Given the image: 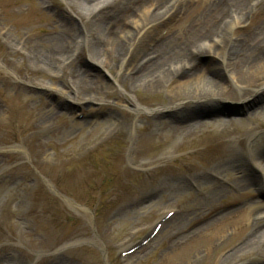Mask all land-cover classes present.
<instances>
[{"label": "rangeland", "instance_id": "1", "mask_svg": "<svg viewBox=\"0 0 264 264\" xmlns=\"http://www.w3.org/2000/svg\"><path fill=\"white\" fill-rule=\"evenodd\" d=\"M208 1L175 0V7L192 11ZM125 5L120 17H131ZM74 10L65 0H0V264H264L256 250L222 260L264 222V185L229 187L236 180L224 174L235 170L226 165L234 157L231 136L255 117L264 122L261 104H208L182 121L207 124L189 135L163 126L167 115L143 114L130 127L135 113L108 98L61 99L54 89L62 72L43 57L60 41V27H80ZM189 17H174L158 36L181 33ZM198 58L207 63L211 55ZM77 66L111 82L85 57ZM116 88L153 108L138 99L146 92ZM164 96L161 90L148 97ZM114 117L122 120L118 127ZM218 118L233 123L221 129ZM154 120L161 124L150 125ZM139 132L158 136L137 145ZM246 139L235 145L245 148ZM207 173L223 182L215 187ZM215 188L224 192L205 198ZM250 201L255 207H247ZM177 228L188 236L176 239Z\"/></svg>", "mask_w": 264, "mask_h": 264}, {"label": "bare ground", "instance_id": "2", "mask_svg": "<svg viewBox=\"0 0 264 264\" xmlns=\"http://www.w3.org/2000/svg\"><path fill=\"white\" fill-rule=\"evenodd\" d=\"M143 1L65 0L66 5L75 8L73 13L80 27L64 30L60 27V41L57 37L53 51L43 57L50 65L58 64L62 72L63 81L54 89L61 99L80 104L108 98L135 113L130 127L143 114L155 119L167 115L171 116L170 123L163 126L189 135L197 134L207 124L202 121L181 124L182 121L192 113H200L208 104L216 110L224 101L238 102L241 109L248 110L256 103L264 110V0H210L203 8L192 11L176 8L175 0H149L145 9ZM124 2L123 10L132 11L131 17H120ZM114 13L117 16L111 18ZM180 14L190 16L181 33L171 38V33L158 36ZM200 54L211 55L209 62L201 63ZM84 57L97 69L104 68L114 86L102 75L78 67V60ZM117 86L127 92H146L138 95V99L153 108L145 110L138 100L120 93ZM161 90L164 98L151 101L148 96ZM255 109L248 112L249 117ZM153 122L150 125L161 124ZM110 123L118 127L122 120L114 117ZM232 123V118H218L221 129ZM252 123L257 128L264 122L255 117ZM253 125L233 133L229 140L234 157L226 165L235 170H226L224 174L232 182L236 180L228 183L229 187L257 185L262 190L264 185V130L259 131ZM157 133L139 132L137 145L153 142ZM244 134L245 148H238L235 144ZM207 174L217 181L215 187L219 186L218 181L223 182L219 176ZM221 192L224 191L215 188L205 198ZM247 207H255L254 201L248 202ZM259 225H253L247 238L222 260L234 261L236 256H245L251 250L264 256V222ZM177 229L176 239L188 236L182 228ZM21 235L25 236L23 230Z\"/></svg>", "mask_w": 264, "mask_h": 264}]
</instances>
